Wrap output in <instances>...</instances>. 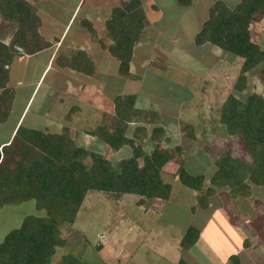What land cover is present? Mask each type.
<instances>
[{
  "label": "rangeland",
  "instance_id": "374dc122",
  "mask_svg": "<svg viewBox=\"0 0 264 264\" xmlns=\"http://www.w3.org/2000/svg\"><path fill=\"white\" fill-rule=\"evenodd\" d=\"M199 1L196 5L174 10L177 4L172 0H157L159 12L154 10V14L148 12V17L153 20L167 16L169 21H180V23L172 24L168 21L169 27L163 28L162 24H159L158 27L161 29L159 33L162 36L156 35L157 30H154L155 33H146L148 35L141 43L139 40L137 44H140L133 51L132 58L134 54L142 53V55L140 58L134 55L132 75L129 78L122 79L116 75L117 63L107 51L110 41L105 36V26L100 23L93 24L81 17L73 19L69 24L70 34L79 28L78 25L79 30L84 29L82 38L79 39L81 43L79 49L94 62L95 68L99 69L100 73H108L104 79L113 78L114 85L110 89L114 91L115 96H137L135 108L138 114L133 116L126 130V136L134 139L135 144L141 148L142 155L162 154L164 164L160 172L163 181L172 186V192L167 202L140 199L132 195H125L119 201H114L109 195L101 192H85L81 202L71 206L69 219L59 222L58 237L64 240L65 245L56 249L51 258L52 264H58L64 257H70L81 264H151L156 258L154 257L156 253L153 252L159 250L161 242L165 238L174 241V238L179 240L180 246L181 237L189 226L202 229V240L198 244L196 242L195 247L189 250L181 249L183 253L181 259L187 263L216 264L212 262L213 259L220 260L229 251L235 252L233 244L240 242L243 249L246 248V252L256 259V264H264V187L251 185L248 195L242 198L240 196L230 198L232 194L227 188H215V195L209 198V208L200 211L197 197L201 193L186 189L176 178V171L181 162L190 174H202L205 187H210V178L216 171L213 163L221 151H228L234 157L250 162L240 137H229L225 130L224 136L218 133L219 136L213 132L215 131L213 127L218 120V109L228 95L243 100L251 94H256L264 99V62L248 72L241 73V59L232 58L231 55L209 44L200 47H195L193 44L195 35L207 19L208 9L215 1H222L229 9H233L240 0ZM90 2L94 3L93 6H96L99 12L105 9L103 13H106L104 14L106 21L111 15L109 9L116 0H84L83 8H86ZM198 4H201V7ZM50 5L47 3L46 7ZM152 6H149L151 12ZM56 12L64 23V19L68 17L67 12L64 10ZM83 21L91 23L96 32L95 36L92 37L83 27ZM17 28V24L2 21L0 18V42L9 44ZM84 32L88 34L86 37ZM249 32L250 40L264 50V16L260 21L249 25ZM38 33L41 36L40 29ZM70 34L57 32L50 36L48 30L43 32L42 36L45 35L50 41V46L46 49L53 57L52 64L59 66L65 56H72L71 54L76 52L72 53ZM4 37L8 38L3 39ZM73 41L75 39L71 42ZM16 50L19 56L25 57L26 54L21 48L16 47ZM148 56L153 57L150 62ZM144 57L148 62L142 61ZM239 76H244L245 81L243 88L237 91L234 87ZM92 77L81 76L82 83L91 82L92 85L90 87L87 85L85 89L87 91L84 90L82 94L84 97L78 105H74L75 101L71 98L65 99L60 94L55 96V100L62 99L60 105L63 109L69 107L67 111L69 119L66 126L62 124L59 134L66 135L69 141L80 149L100 153L111 163L113 169L118 171L121 160L131 157V149L125 146L120 151L114 152L96 138L85 132L83 135V127L90 130L103 119L104 115L111 116L114 113L112 100L98 101L99 91L96 85L94 86ZM50 79L51 73L44 82L48 80L50 84ZM75 83L80 86V81ZM44 86L41 87L39 97L42 92H46ZM157 128L162 131L154 134ZM78 132L82 142L75 141ZM80 161L87 165L90 163L89 159ZM57 162L64 164L62 159L57 158ZM138 164L140 166L143 164L142 156ZM133 205H136L135 211L131 209ZM44 209L36 211L33 202L19 200L0 206V243L3 242L7 232L18 227L24 219L44 216ZM244 209L248 215L244 213ZM196 211L198 217L193 219L191 214ZM222 214L227 217V221ZM150 216L155 219H149ZM138 219L142 223L158 222L153 226L152 233L155 239L152 238L151 243L138 246L132 245V242L126 243V236L131 235V232H127L126 226L132 231L130 224L135 225ZM204 225H206L205 229H203ZM229 225H236L241 231H239L241 236ZM258 226L260 235L256 231ZM149 228L147 227L148 230ZM156 235H159V239ZM209 244L207 250L209 258L205 256L203 258L202 255L200 257L203 249ZM138 255L141 258H137ZM161 258L164 264L169 260L166 255ZM161 258L154 262L160 264Z\"/></svg>",
  "mask_w": 264,
  "mask_h": 264
},
{
  "label": "trees",
  "instance_id": "16d2710c",
  "mask_svg": "<svg viewBox=\"0 0 264 264\" xmlns=\"http://www.w3.org/2000/svg\"><path fill=\"white\" fill-rule=\"evenodd\" d=\"M176 1L181 6L192 3L191 0ZM263 16L264 0H240L233 9L222 1H215L208 9L207 19L195 35L193 44L195 47L209 44L232 58L241 59L240 72H248L264 62V50L250 40L249 32V25L260 21ZM0 18L18 26L9 44L0 42L2 121L9 112L14 95L13 88L8 86V68L13 58L19 55L16 47L30 55L48 48L49 43L39 35L40 20L35 7L28 1L0 0ZM82 24L92 37L96 35L91 23L83 21ZM104 24L105 36L110 41L107 51L117 63V76L129 78L133 49L142 37L145 25L141 1L118 0ZM71 55L65 56L59 66L84 76L94 75L95 64L83 51ZM243 81L244 76H239L234 89L240 91ZM136 98L134 95L113 97L114 113L104 115L98 124L85 131L114 152L125 146L131 149V157L121 160L118 171L100 153L76 147L64 134L41 133L35 146L15 139L2 148L0 206L16 200L33 202L36 211L45 208V215L28 217L7 232L0 243V264H52L56 249L65 245L64 240L58 237L59 222L69 219L71 206L81 202L85 192H101L114 201L125 195L165 202L170 199L172 186L163 181L160 172L164 164L162 154L142 155L134 139L126 136L133 116L138 114ZM218 111L213 132L240 137L250 162L240 160L228 151L219 152L213 163L216 171L210 178V187H205L202 174H190L179 162L176 171L178 183L190 191L201 193L197 197L200 211L209 208V198L215 195V188H227L232 194L230 198H242L248 195L251 185L264 187V99L256 94L243 100L228 95ZM161 131L157 128L154 134ZM141 156L143 164L140 166L138 160ZM57 158L64 160V164L57 162ZM81 159H89L90 163L84 164ZM259 226L256 231L260 235ZM199 236V229L189 226L181 237V249L189 250ZM228 260L231 264H239L236 255H230ZM58 264L81 263L64 257ZM176 264L189 263L180 258Z\"/></svg>",
  "mask_w": 264,
  "mask_h": 264
},
{
  "label": "crops",
  "instance_id": "0c3cea01",
  "mask_svg": "<svg viewBox=\"0 0 264 264\" xmlns=\"http://www.w3.org/2000/svg\"><path fill=\"white\" fill-rule=\"evenodd\" d=\"M26 1L31 3L36 9V15L40 20V26L38 27V29H40L42 34L45 30H48L50 36L57 32H60V34L69 35L71 30L68 26L72 22V20L73 19L76 20L77 17L86 19L93 24L100 23V25H102L103 27L105 26L104 21L106 17L104 16V14L106 13H103L105 9L99 12L98 8L96 6L95 7L93 6L94 5L93 2L88 3L87 7L83 8L84 0H68V1L67 0H26ZM140 1L145 14V25H144L142 37L140 39V43H141L142 40L148 34L155 33L154 30H157L156 35L162 36L159 33L161 29L158 26L159 24H162L161 25L162 28L166 26L169 27V23H168L169 19L167 18V16L164 17L162 16V18L158 17L157 18L158 20L157 19L152 20L151 18L148 17V12L151 14L152 13L154 14L155 13L154 11L159 12L160 8L157 4V0H145V1L140 0ZM172 1L173 3L175 2L177 4L174 10L180 7L181 8L190 7L191 5H196L198 2H200L199 0L196 1L191 0L192 3L190 5L181 6L177 3L176 0H172ZM116 2L118 3V0H116ZM47 3H50L53 6L50 5L46 7ZM150 5H153L151 7L152 12L149 10ZM198 5H200L201 7V4ZM112 7L109 9L110 12ZM51 9H54L55 11ZM63 10L66 11L68 14V17L64 19V23L61 22V18L58 17V13L56 12V11L61 12ZM169 22H171L172 24L180 23V21L174 22L173 20ZM78 27L80 28L79 25ZM79 28L73 30V33L70 34L71 35L70 37H72V39L70 40V44L72 45V53L80 50L79 48L81 43L79 42V39L82 38L84 29L79 30ZM84 35L86 37L88 34L84 32ZM42 37L47 43H50V41L46 39L48 37L45 38V35H43ZM6 38L8 37H4L3 39ZM74 39L75 41L71 42ZM2 43L6 44L4 42ZM139 44H137L134 47L133 51H135V48H137ZM47 51H48L47 49H43L42 51H39L35 54L25 55V57L16 55L13 58V61L8 68V76H9L8 86L13 88L14 95H13V100L11 101L10 104L9 112L7 113L6 117L2 121H0V161L2 158V148L4 146L10 145V143H12V141L15 139H19L31 146H35L36 144H38L37 137L39 133L59 134L60 129L62 128V124L64 123L63 126H66L67 120L69 119L68 118L69 113L67 112L69 110V107L67 109H63L62 106L60 105L62 99L61 101L58 99L55 100V96L57 94H60L64 96L65 99L68 98L70 100L71 98L72 101H75L74 105H78L79 101L82 99V97H84L82 96V94H84V90L87 89V85H89V87L92 85L91 82H88L89 84L87 82L82 83L83 78L81 79V76L84 75L76 73L68 68H64L57 66L56 64L55 65L52 64L53 57ZM134 55L140 58L142 53L134 54ZM134 55L129 66V71L131 75H132L131 67L135 59ZM148 57L150 58L149 60L150 62L153 57L152 56H148ZM159 60L161 62V59ZM142 61L143 62L147 61V58L144 57ZM49 73H51L50 84L48 83V80L44 82ZM107 74L108 73H100V70L95 68L94 75L91 78L92 80H94V86L96 85V89L99 91V94H97L98 96L97 99L98 101L101 102H107L109 100H112V98L116 95L114 91L110 89L112 88V85H114L113 78L108 77L104 79V77H107L105 76ZM84 77H88V76L85 75ZM78 81H80V86L77 83H75ZM83 84L85 85L83 86ZM43 85H45L44 89L46 92L45 93L42 92L39 97L38 95ZM88 96L89 95H87V97ZM102 97L105 98L103 99ZM55 101L57 102L55 103ZM82 130H83V135H85L84 132L87 130L85 129V127H83ZM81 140L82 139L78 132L75 141L82 142ZM135 207L136 205H133L131 209L135 211L134 210ZM148 214L150 215V212H148ZM197 215L198 213L196 211L191 214V217L194 219L198 217ZM139 219L137 220L136 223H134L135 225H133L132 223L130 224L132 226V231L126 226L127 232H131V235L128 234V236H126V243L132 242V245L136 244L138 246L143 243L144 244L151 243L150 241L153 240L152 238L155 239L154 234L152 233V229L153 226L158 224V222H154L153 224L149 222L142 223L139 221ZM149 219H155V217L150 216ZM224 219L226 221L228 220L227 217L226 218L224 217ZM237 220L238 219H236V221ZM148 224L149 226H147ZM236 224H240V223H236ZM147 227H150L149 230L147 229ZM229 227L239 234L240 230L236 225L233 226L229 225ZM205 228L206 225L203 226V229ZM218 228L223 230L222 227L220 226H218ZM198 229L200 232V236L196 241L197 244L200 243L202 240V235H201L202 229L200 228ZM239 236H241V234H239ZM156 237L159 239V235H156ZM229 238L230 236H228V239ZM173 240L174 241H171L169 240V238H165L161 242L162 244H160L159 250L157 249V252L156 251L153 252L156 253V255L154 256L156 258L153 259L152 262L149 260V262H151V264H156L154 260L161 258L163 255H166L169 258L166 264H176V262L182 257L183 253H181L182 252L181 247L178 245L179 240H175L174 238ZM233 245L235 248V252L229 251L227 255L225 257L220 258V260L216 258L213 259L212 261V258H210L211 259L210 261L216 264H228V263L231 264L230 261L228 260L229 256L236 255L238 257L239 264H256L255 262L256 259L253 256H250V254L246 252V248L243 249L240 242L236 244L238 246H236L235 244ZM213 246H214V242H213ZM209 247L210 244L207 248L203 249V252L199 256L201 257L202 255L203 258L204 256L209 258L207 254V250L209 249ZM137 258H141L140 255H138ZM190 258L192 259V256H190ZM138 260L140 262V259ZM160 264H164L162 258ZM189 264H191V262H189Z\"/></svg>",
  "mask_w": 264,
  "mask_h": 264
}]
</instances>
